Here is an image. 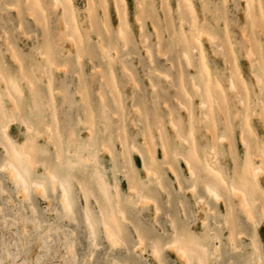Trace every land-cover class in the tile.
Here are the masks:
<instances>
[{
  "label": "rangeland",
  "instance_id": "1",
  "mask_svg": "<svg viewBox=\"0 0 264 264\" xmlns=\"http://www.w3.org/2000/svg\"><path fill=\"white\" fill-rule=\"evenodd\" d=\"M51 1L0 0V72L4 71L1 77H6L10 95L16 93L12 98L20 97L16 102L13 99L15 103L18 101L19 112L12 120L9 137L17 147L30 143L28 137L34 131L42 132V136L52 135L51 138L58 134L62 161L68 159L74 167L71 173L65 163L59 166L52 145L40 140L37 145L42 150L36 155L32 152V160H39L42 165L46 158L47 163L42 166L31 163L30 171L32 177L45 183L46 198L29 188V199L17 194L18 189L0 170V187L5 191L0 193V264H156L149 253V239L158 237V244L162 246L173 230V221L178 230L200 241L207 252L213 250L211 237L216 232L223 252L211 264H241L247 261L246 256L250 261L246 263L254 264L258 254L251 240L256 242L260 252L257 264H264V220L261 217L264 214V174L261 173L262 170L264 173V126L261 124L264 120V0H247L251 3L247 13L244 0H124L123 5L118 2V8L113 0H70L74 5L76 26L73 28L68 22L70 33L67 34L60 13L52 7ZM197 31L203 34L201 51L193 38ZM118 33L125 34V41ZM73 41L79 46L75 51ZM11 52L22 71L18 69V62L11 59ZM184 52H188V60ZM49 61L55 67L53 72ZM252 73L259 78V84L255 83ZM204 77L208 79L214 103H219L214 107L208 99L207 105L212 110L206 107L203 92L204 96L200 94L199 98L192 87L195 83L203 88ZM229 79H233L234 90L227 89ZM200 99L206 101L201 108ZM4 110L0 113V125L12 119L5 107ZM224 116L228 119L225 122ZM169 121L176 124H172L175 128L178 126L177 132L181 134H175ZM26 123L30 132L25 129ZM48 128L49 131L52 128V134L46 132ZM160 130L165 135H160ZM88 131L97 139L95 148L99 143L103 149L110 145L114 163L106 153L100 154L105 156L103 160L97 158L91 164L75 163V154L87 142ZM70 132L74 136L67 149L64 137ZM175 135L184 137V143L187 140L189 145L177 142ZM221 135L227 139H222ZM53 138L51 141L55 142L57 136ZM161 138L166 142V145L163 142L164 150L167 149L166 160L160 152ZM191 145L194 162L188 157ZM129 147L136 151L132 164L127 157ZM146 147L150 148L148 154ZM246 147L261 168L257 166L261 171L262 188L253 190V203H248L252 205L254 218L256 216V228L236 209L234 199L222 188L223 200L216 204L207 195L204 185L213 180L203 170L211 150L216 157L214 170L220 172L224 182L232 178L234 169L244 185L252 184L249 169H244L248 168L243 159ZM150 151L153 158L149 157ZM27 153L30 156V152ZM4 159L0 148V166ZM183 161H189L194 167L196 179L188 176ZM45 167L50 174L54 171L68 183L72 214L63 211L59 190L55 187L52 191ZM143 167L150 174L157 172L152 177L160 176L157 179L162 187L156 186V178H150L149 184L139 189L136 183L145 181ZM124 171L136 182L133 188L138 187L145 199L151 198L146 199L147 205L140 211L130 207L126 210L129 219L144 234L145 251L142 253L137 252L136 234L130 223L124 224L121 243L112 249L100 228L96 230L93 245L83 220L85 204L79 191L80 183L95 196L97 183L103 181L110 196L113 197L115 186L124 201L131 182ZM250 184L245 191L250 189ZM241 186L244 191L243 183ZM89 196L88 210L94 214L96 208ZM152 199L155 206L149 202ZM197 199L199 202L203 199L201 206ZM227 201L233 203L231 210H227ZM226 219L229 223H224ZM230 230L240 258L229 259L230 255L225 252L231 253L226 240ZM238 233L244 235L238 237ZM162 259L164 264H181L167 251L162 252Z\"/></svg>",
  "mask_w": 264,
  "mask_h": 264
},
{
  "label": "bare ground",
  "instance_id": "2",
  "mask_svg": "<svg viewBox=\"0 0 264 264\" xmlns=\"http://www.w3.org/2000/svg\"><path fill=\"white\" fill-rule=\"evenodd\" d=\"M119 1L122 2V5L124 4V0H113L114 5H115L116 8H118V2ZM244 1H245V6L247 7L245 9L246 10L245 12L247 13V11L249 10L248 5L251 4V3H247L246 2L247 0H244ZM251 1L253 2V0H251ZM36 2H38V1H36ZM140 2L141 1H139V3ZM88 4H89V2H88ZM51 5H52V7L54 9L58 10V12L60 13V17L62 19L63 26H64L65 31H66V34H67L69 32L68 29H67V26H66V24L68 22H71L73 24V28L76 26V23L74 22V13H73V11H74V5H73V3L70 0H52L51 1ZM177 9H180V6L179 5L177 6ZM245 15H247V14H245ZM248 16L249 15H247V17ZM121 25H122V23H121ZM124 35L125 34H123V33L122 34L121 33H118V37L120 39H122V40L125 41V38H124L125 36ZM201 35H203V34H200V32L197 31V35L193 37L194 40H195V43L197 44V46L199 48V51H201V39H202L201 38ZM71 39L76 41V39H73L72 37H71ZM68 40H70V39H68ZM208 40H210V39L208 38ZM75 41H73V45L75 47L74 51L77 50V47H79V46H77V47L75 46V44H77V43H75ZM77 41H78V39H77ZM72 50H73V47H72ZM68 51H69V49L67 50V52ZM102 53L105 56H108L106 52L102 51ZM11 54H13L11 56V59H14L16 62H18L17 64H19V61H18L17 57L15 56V54L12 53V52H11ZM184 54H185L184 55L185 56L184 58L186 60H188V52H184ZM62 55H64V53ZM200 55H201V52H200ZM247 58H249V57H247ZM45 62H46V60H45ZM249 63H250V61H249ZM251 64H253V63H251ZM49 67L51 68V72H53V69H55V67H53V65L50 63V61H49ZM59 68H56V69H59ZM18 69L22 71V68H21V65L20 64H19ZM1 70H3V69H1ZM2 72H4V71H1L0 72V83H3L4 87H1L0 88V113L1 112H3V113L5 112V110H4V107H5L6 110L8 111V114L7 115L10 116L12 119L10 121H8V122L1 123V125H0V129H1L0 148L2 149L3 154L5 156L4 162L0 166V170H2V172L8 176V178L10 179V181L18 189V190L16 189L17 190V194H20L23 198L29 199V194H28L29 188H32L33 189V192L36 195H38V196H40L42 198H46V185H45V183L40 178H34V177H32L31 176V171H30L31 166L33 168V165L31 163H34L36 166L38 165V163H40L39 164L40 166H42L45 163H47V162H44L46 158L44 159V161H42L43 162L42 165H41V162H39V160H38V162L37 161L36 162H33L32 156H33L34 153H32V152H36L35 153V155H36L37 154V151L40 152L42 150V149L40 150V148L37 145V143H39V141L42 140L43 142L46 141V143L52 145L53 150H54V154H55V158H56V161L58 162L59 166H61L63 163H65L67 165L66 168H68L69 171L71 172L72 169H73V167H74V165H72V162L69 161L68 159H66L65 162L62 161V157H61V151L62 150H61V146H60L61 145V140H60L58 134L56 135L57 136V139H56V136L53 135L55 137L54 138L52 137V138L53 139H56L55 142H54L53 140L51 141V139H52L51 136L52 135L42 136V134H41L42 132H40V131H34V132H31L30 136L28 137L30 139V141H31L30 143H22V144L18 145L17 147L16 146H13V143L11 142L10 137H9V128L11 127V123H12V120L14 119V116L17 114V112H19L18 111L19 104H17L18 101H17V103H15V102L20 97H15V99H14V97L12 98V96H17V95H14L16 93H14V94L12 93L13 95L12 94L10 95L11 89L8 90V88H7L9 86V84H8L7 80L5 79L6 77L5 78H3L4 76L1 77L3 75ZM20 73L22 74V72H20ZM45 75H46V73H45ZM49 76L52 77V75H49ZM50 77H49L48 84H50L49 82H51L50 81L51 80ZM253 77H254V74H253ZM256 78H258V77L255 76L254 77V81H255V83H258L259 84V78L257 79L258 82L256 81ZM203 80H205V86H203V88H201L200 85H197V84L193 83L192 87H193L194 94H195V96H197V97L200 98V94L203 92V94L205 96L201 94L202 96H204V97L201 96L202 99L205 100L207 98L206 99L207 102L205 101L206 102L205 105L208 104V99H209V103H210V99H211V104H212V103L215 102V100H213L212 97H211V95H210V91H209V88H208V85H207L208 84V79L206 77H204ZM231 80L233 81V79H231ZM231 80L229 79L230 82L227 81L228 82L227 83V89L228 90H231V89L234 90L235 89V88H233V87H235V85L232 83ZM201 82H202L201 84H203V81L202 80H201ZM260 83H261V81H260ZM31 88L33 89V87H31ZM201 89H202V91H201ZM49 90H50V88H49ZM32 95H34V94H32ZM49 95H50V98L49 99L51 100L52 99V90L50 91V94ZM2 98H3V100H2ZM222 98H223V95H222ZM222 98H220V99H222ZM13 99L15 100V102H14ZM31 99H33V97H31ZM202 99H200V100H202ZM202 101H200V105H201L200 108L203 107L204 106V103H205L204 101L203 102ZM216 102H217V100H216ZM47 104H48V102H47ZM215 104L216 103H214V107H215ZM217 104L219 105V103H217ZM32 107H33V105H32ZM206 107H208L210 110L213 109L212 107L210 108V105H207ZM219 107H221V105ZM183 108L186 109L185 106ZM221 109H223V108H221ZM218 110H219V108H218ZM102 113H103V111H102ZM206 115H207V113H206ZM17 116H18V114H17ZM169 118H171V117L169 116ZM204 118H206V116ZM224 119H225L224 122L226 120H228V119H226V117ZM14 122H15V120H14ZM54 122H56V120ZM169 122H170L169 125H171V127L173 128V130H176L175 131V134H177V133L178 134H181L180 131L177 132L178 126L175 128L174 125H172V124H175V123H171V121H169ZM262 122L263 123H261V124H263V126H264V120H262ZM26 124H25V129H26L27 132H30L31 131V128L28 126V124L27 125ZM227 124H228V121H227ZM46 126L48 127L49 125L47 124ZM88 126H91V125L89 124ZM225 126H227V125L225 124ZM47 127H45V128H47ZM52 128H51V130H52ZM49 129L50 128L46 129V132H48ZM84 129H85V127H84ZM86 129H88V128H86ZM51 130L49 131L50 134H52V131ZM54 130H53V133L56 134V132H54ZM90 131L87 132L88 133L87 134V137H88L87 142L86 143H83V145H82L79 153L78 154H75V158H76V162L75 163L80 164V165H85V164H91V163L95 162L97 158H100V159L103 160L105 158V156H102L101 157V155H100V154H103V153L108 154L107 155V158L112 163H114V159H113L114 156H113L112 148L110 147V145H108L109 147L107 146V148H106V149L109 148L110 151L109 150H106V149H103V148H100L99 147V144L100 143L98 144V148H95V145L97 144L96 143L97 142L96 141L97 139L94 137V133L89 134ZM160 131L158 132L160 135H165V134H161L162 133V130H160ZM191 131H192V127H191V130H190L189 133H191ZM45 134H47V133H45ZM73 136H74L73 132H70V133H68V135L66 137H64V143L66 144V148L67 149L69 148V143L72 141ZM178 137H182V136H179V135L176 136L175 137V140L177 139L176 140L177 142L184 143V137H182L183 139L182 138L179 139ZM221 137H223L222 139L225 138V136H222V135H221ZM98 138L100 140L101 137L98 136ZM162 138H161V141H162L161 143L163 145V142H164V144L166 142L164 141V139L162 140ZM217 139H219L218 141L220 143V138L217 137L216 140ZM225 139H227V137ZM239 140H240V138H239ZM186 141L187 140H185V143H186ZM241 141L243 142L242 139H241ZM222 143H223V141H222ZM101 144H102V141H101ZM242 144H244V143H242ZM245 144H247V143L245 142ZM158 145L160 146V139H159V144ZM165 145H163V147L160 146V152L162 153L163 157H165L167 155V152H165V150L167 151V149L164 150V146ZM186 145H189V144L186 143ZM133 147H135V146H133ZM147 148L148 147H146V152L148 154L149 153L148 151L150 150V148H149V150ZM245 149H246L245 150V156H244L243 159H245V161H246L245 163L247 165V166L246 165L245 166L248 167V168H244V169L245 170L247 169V171L249 169V174H251L250 176L252 178V184H250V182H249L250 186L251 185H255L254 187H252V186L250 187L249 186L250 192H249L248 189H247L248 191H245L246 190V186L249 185V184L244 185V182H242L243 180L242 181L239 180L240 175L239 174L237 176L235 175V174H237V172L234 169L232 170V178L228 182H224L223 181V179H222V177L220 175V172L217 171V170L216 171L214 170L215 169L214 168V164H215L216 157H215L214 151H212V150L207 155V163L203 165V170L208 175H210V177L213 180H211L210 182L204 183V185H205V191H206L207 195L210 198H212V200L216 204H219V202H220L219 200H223L222 199L221 192H220V189L222 188L223 191H225L227 194L230 195L229 196L230 198L234 199V206L236 207V209L239 210V211H241L244 214L246 220L251 221L253 223V226L256 228V226H257V223L255 222L256 216L254 218L253 213H252L253 210L250 209L252 205L250 206V205H248V203H249V201L253 203V200H254L253 199V194H252L253 190H256V188H257V190H259L258 187L262 188V185L259 183V180H261L262 178H261V175L259 173L261 171L257 169V166H259L258 163H255L254 160L251 158L252 156H251L249 150L247 149V147ZM128 150L129 151L127 152L128 153L127 154L128 155L127 157H128L129 162L132 164V163H134V155H135V152L136 151L133 148H131V147H129ZM28 151L30 152V156L32 154L31 158H30V156L27 153ZM188 152H189V156L188 157H190L191 158V161H193V158L191 156V154H192V145H191V149H189ZM67 153L68 154L74 153V151H67ZM110 153H112L111 156L109 155ZM150 153H152V152L150 151ZM260 153H262V152H260ZM41 154H43V153H41ZM138 155H139V157L142 158V152L141 151L138 152ZM152 155H153V153L152 154H149V157L150 158H153ZM29 158L31 159L32 162L30 161ZM180 158H182V157H180ZM183 158L185 159V156H183ZM36 159H34V160H36ZM166 159L167 158L165 157V160ZM186 159H188V158H186ZM151 160H153V159H151ZM165 162H167V161H165ZM165 162H163V163H165ZM188 162L183 161L188 176L190 178L191 177H193V178L196 177L197 178L195 172H193L194 171V167L191 166V164L188 163ZM144 164L145 163L143 162V166H144ZM254 165L256 167H254ZM145 166L148 169V166L147 165H145ZM146 167L145 168L143 167L145 169L144 170L145 171L144 172L145 181L144 182L143 181H140L139 183H136L135 182L137 184V186L139 187V189H142L143 187H145L147 185L148 181L151 180L150 178H152L154 180V178L157 179V178L160 177V176L159 177L158 176L157 177H154V176L152 177V174L153 175L154 174L156 175L157 172L156 173H152L151 172L152 174H150V172L148 173V170L149 169L147 170ZM151 167L149 166L150 169H151ZM258 168L261 169L260 166ZM47 169H48V171H46ZM47 169L45 167L44 168V171L49 172L50 171L49 168H47ZM168 169H170V167ZM152 170L157 171V170H155L153 168H152ZM70 172H69L68 176L72 173V172L71 173ZM172 172H173V170H172ZM261 173L264 174L263 173V170H262ZM124 174H125V177L127 178V180L130 179L129 180V182H130L131 179H132L131 178V175H129L128 171H124ZM175 174H174V176H175ZM46 178H47V180H48V182L50 184V187H51L52 191L55 190V187L58 188L59 193H60L59 194V202H60V204L62 206V209L65 212V214H72L73 213L72 212V208H73L72 207V200H71V197H70V190L68 188L69 185L66 182V180L63 177H61L59 174L55 173L54 171H51V174L49 172V174L46 176ZM196 178H194V179H196ZM243 178H244V180H247L246 177H243ZM175 179H178V177L175 178ZM240 179H241V177H240ZM157 181H158V179H157ZM175 181L177 182V180H175ZM154 182L156 183V181H154ZM159 182H161V181L160 180L158 181V185H156L157 187L160 184ZM78 183H80V182H78ZM135 183L133 181H131L130 183H128L129 184V188H128L129 195L126 198V200H124V201H121V199L119 198L118 191H117V189H116L115 186H114V195H113V197L110 196V194L108 192V189H107V186L105 185V183L103 181H100L99 183H97L98 194L97 195L95 194V196L93 195L94 194L93 192H92V194L90 193L91 191L90 192L89 191L87 192V190H85L83 188V185H81V183H80V185L78 184L79 185V191H80V193L82 195V198H83V201H84V204H85L84 209H83V220H84V224H85V226H86V228H87V230L89 232V235L91 237V241H92V244L93 245H94L95 239H96L95 238L96 237L95 236L96 230L98 228H100V230H101V232L103 234V238L109 244V246L112 249H114L119 243H121V236H122V234L124 232V228H123L124 224L125 223H128V224L130 223L132 225V228H133L135 234H136V241L137 242H136V245L135 246H137V250H138L137 252L142 253V252L145 251V248L143 246V244H144V241L143 240L145 239L144 234L140 230H138V228H137V226L135 224L132 223L131 219H129V217L127 215V212H126L127 207H130V208L136 209L137 211H140L145 205H147V202L146 201L150 198L148 196L146 198L147 199L146 200L145 197H144L145 194L142 195V191H140L138 189V187H137V189L141 193L138 192V191H136L137 189L135 190V187L133 188V185ZM242 183H243V186L245 188L244 191L242 190V188H243L241 186ZM246 183H248V182L246 181ZM177 185H180V184L178 183ZM161 187H162V185H161ZM161 187H160V189H161ZM178 187L180 189V186H178ZM190 189L192 190V193H193V191H195L194 190V186H193V188L191 187ZM4 192H5L4 189L2 187H0V193L2 194ZM89 195L92 197V199L94 201L95 208H96V213H94V214L91 213L88 210V196ZM197 200H198L197 203L199 204V206H201V204H202L201 201L203 199H201L200 202H199V199H197ZM149 202H153V205L155 203L153 201V199L152 200H149ZM223 202L224 201H222V203ZM226 203H228V201ZM232 204L231 203H228L227 210H231V208H233V205ZM249 204H251V203H249ZM263 208L264 207H262V212L264 211ZM31 209H33V207ZM201 210H202V208H201ZM260 210H261V208H260ZM32 211H34V210H32ZM227 215H229V213H227ZM227 215L224 214V216H226V217L231 216V215H229V216H227ZM262 216H263V219L262 220H264V214L261 215V217ZM226 222H227V219H226V221L224 223H226ZM174 223H175L174 221L171 222L172 229L173 230L171 231L170 236H168V238L162 243V246H159V244H158V240H159L158 237H152V238L149 239V253H150V256H151L152 260L156 264H164L163 263V259H162V252L163 251H167V252L175 255L177 261H179L181 264H211V261H216L221 256V254L223 252V248L221 247V238L216 234V232H214L212 234V237H211V240L213 241V245H212L213 246V250H212V252H207L204 249V246L200 243V241H198L191 234H187L183 230H178L176 228V226H175ZM227 223H229V220H228ZM204 224L206 225V221L204 222ZM230 233H231V230H230ZM232 235H233L232 233L230 235H227V239H226L227 240V245L231 249V253H229L228 250L225 251V252L228 255H230V258L229 259H233L235 257L236 258H240V255L237 254V252H238L237 250H239V247L234 246L235 245V243H234L235 241H234V239H232V238H234ZM239 235L242 236L244 234L243 233H238L237 236L239 237ZM251 243L253 245V249L258 254L257 255V259L254 261V264H257L260 261V258L258 257L260 255V252H259V249L257 247L256 242L254 240H251ZM154 248L157 250V253H158L157 255H154L153 254V249ZM68 250H69V252H71L72 251V247L70 246L68 248ZM246 259H247V261L245 260V262H242L241 264H247L246 262L249 261L247 256H246ZM261 264H262V262H261Z\"/></svg>",
  "mask_w": 264,
  "mask_h": 264
},
{
  "label": "snow or ice",
  "instance_id": "3",
  "mask_svg": "<svg viewBox=\"0 0 264 264\" xmlns=\"http://www.w3.org/2000/svg\"><path fill=\"white\" fill-rule=\"evenodd\" d=\"M5 7H7V5H5ZM153 254H154V255H157V254H158V253H157V250H156L155 248L153 249ZM86 264H87V262H86Z\"/></svg>",
  "mask_w": 264,
  "mask_h": 264
}]
</instances>
